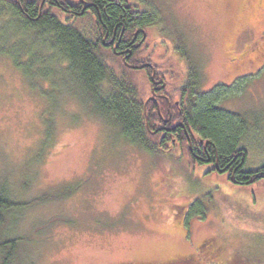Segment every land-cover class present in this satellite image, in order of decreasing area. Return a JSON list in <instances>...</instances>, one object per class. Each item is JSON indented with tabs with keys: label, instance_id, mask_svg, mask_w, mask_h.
I'll use <instances>...</instances> for the list:
<instances>
[{
	"label": "rangeland",
	"instance_id": "rangeland-1",
	"mask_svg": "<svg viewBox=\"0 0 264 264\" xmlns=\"http://www.w3.org/2000/svg\"><path fill=\"white\" fill-rule=\"evenodd\" d=\"M131 1L157 14L148 52L163 56L167 77L199 71L202 92L220 89L221 108L244 120L245 168L257 170L264 164V6ZM21 67L0 53V188L18 202H43L14 210L0 225V241L24 238L11 264H142L177 255L192 262L206 239L221 249L206 264L238 254L264 264V182L235 185L206 174L207 167L191 169L186 156L151 155L95 114L84 83L69 70L56 74L50 62L32 67L26 60ZM200 196L211 205L208 217H181L178 227L174 212Z\"/></svg>",
	"mask_w": 264,
	"mask_h": 264
},
{
	"label": "trees",
	"instance_id": "trees-1",
	"mask_svg": "<svg viewBox=\"0 0 264 264\" xmlns=\"http://www.w3.org/2000/svg\"><path fill=\"white\" fill-rule=\"evenodd\" d=\"M84 3L92 6L91 12L81 16L66 12H81ZM159 25L152 8L138 6L131 0H0V53L13 56L17 67L24 60L32 67L50 62L56 74L69 70L79 77L93 101L95 114L116 126L124 142L151 155L186 156L191 169L204 168L205 163L197 161L189 149V140L179 126L184 124L195 148L200 140L202 144L210 142L212 157L214 148H218L223 164L238 171L235 178L249 183L244 186L264 182V164L256 172L242 170L246 156L238 148L244 140L245 122L221 108L224 97L220 89L202 92L201 73L194 71L183 76L176 66L179 63L171 56V65L180 72L167 77L160 63L163 56L156 58L147 49L136 48L129 61L131 68L102 43L108 30L113 35L117 28V37L122 35L131 40L135 30L149 33ZM162 46L166 50L164 55L168 56L167 43L163 42ZM144 64L155 67L157 79L167 84L163 92L166 99L149 101L146 105L152 94V70L146 67L135 70ZM27 73L33 78L40 76L37 71ZM51 135L49 130L48 138ZM48 143L47 139L45 145ZM203 197L193 201L190 219L205 220L212 211L209 202L201 203ZM42 202H18L8 190L0 188V225L14 210H26ZM23 242L24 238L0 241V252L4 255L1 264H11ZM206 244L210 248H201L196 256L199 259L190 264L218 260L221 249L211 248L217 242L209 239ZM244 258L238 254L225 264H249Z\"/></svg>",
	"mask_w": 264,
	"mask_h": 264
},
{
	"label": "flooded vegetation",
	"instance_id": "flooded-vegetation-1",
	"mask_svg": "<svg viewBox=\"0 0 264 264\" xmlns=\"http://www.w3.org/2000/svg\"><path fill=\"white\" fill-rule=\"evenodd\" d=\"M258 3L261 4V6H264V0H259ZM91 8H92V6H89L88 4L84 3V7L82 8L81 12H77V11L74 12V10L73 11H66V12H68L70 14V16H81V15L86 14L87 12H91V10H92ZM116 33H117V28L113 31V35H111L110 31L108 30L104 36L102 43L106 48L112 50V52L114 54L121 57V60L127 66H130L131 68L133 67V65L131 66V64H129V61L133 57L136 48H142L141 51L145 50V49H147L148 51L152 50L151 46L148 42L149 34L147 31H146L147 38L144 42L142 41L143 37H144L145 30H135L131 40L124 39L122 35L120 37H117ZM235 65L238 66L239 68L241 67L237 63ZM147 68L152 70L151 67H147ZM135 70H142V69H135ZM152 75H153V70H152ZM156 81L162 82V83L160 85H158V87L152 83L153 87L151 89V93H152L151 97L152 96L155 97V100H153L154 102H157L159 99H162V98L166 99V97H167L163 93L164 89L167 88V84L164 83V81H162L161 79H157V73H156ZM158 88H161V89H158ZM169 106L171 107V105H169ZM184 131H185V129H184ZM185 134L187 136L186 131H185ZM189 136H190V134H189ZM187 138H188V136H187ZM190 139L188 138L189 149L194 154L197 161L205 163V167H207V170H205L206 174H208V171L213 172L224 182L229 181L235 185L244 186V184H249L248 182H239L236 178H235L236 182L231 181L233 175H235V177H236L238 171H236L235 168L227 167L226 165L223 164L222 159H221V155H220V150L218 148H214V150H213L214 156L212 157V155H211L212 152L209 149L210 144L208 146H206V144H202L203 141L200 140V143H198L196 148H195L192 141H191L192 142V147H191ZM201 145H203V148H201ZM238 149L240 152H242V151L245 152V155L247 156L246 148H244L243 146H239ZM245 161H246V159H245ZM246 164L247 163L245 162L244 167L242 169L245 173L256 172V171L260 170V168H262L260 166L257 168V170H254V169L247 170L245 168ZM192 206H193V202H190L186 206H179V207L177 206L178 209L173 214V217L175 218V219L173 218L174 219L173 221L175 222V224L176 223L178 224V227L181 228V223L179 222V218L182 217V219H183L184 217H187V216L189 217L191 214L190 211L192 209ZM177 211H179V212H177ZM207 241H208L207 239L204 240L201 243V245H199L197 247L198 250H197L196 255H198L201 248H210V247H208L209 245L207 246V244H206ZM205 244H206V246H205ZM211 248H218V247L217 246H215V247L211 246ZM188 263H193V261L191 262L190 258L187 259L186 256H184V255H177V256L172 257L170 260L163 261V262H142V264H188Z\"/></svg>",
	"mask_w": 264,
	"mask_h": 264
},
{
	"label": "water",
	"instance_id": "water-1",
	"mask_svg": "<svg viewBox=\"0 0 264 264\" xmlns=\"http://www.w3.org/2000/svg\"><path fill=\"white\" fill-rule=\"evenodd\" d=\"M146 38H147V34H146V32H145L142 41L144 42V41L146 40ZM145 67H146V68H147V67H151V68H152V70H153V75H152L151 80H152V83L158 87V85H160L162 82H158V81H156V73H157V69H156L155 67H153L151 64H144V65H141V66H137V67H135V68H136V69H143V68H145ZM158 89H161V88H158ZM153 100H155V97H154V96H152V97L149 98V101H153ZM179 126H181V127H183V128L185 129V131H186V133H187V136H188V138L190 139L189 133H188V131L186 130L185 125H184V124H179ZM190 142H191V139H190ZM209 144H210V142H207V143H206L207 146H208ZM191 147H192V142H191ZM192 149H193V148H192ZM243 155L245 156L244 153H243ZM231 181L236 182L235 175H233Z\"/></svg>",
	"mask_w": 264,
	"mask_h": 264
}]
</instances>
